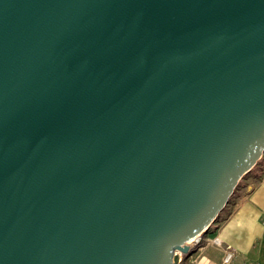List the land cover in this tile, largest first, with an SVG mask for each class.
Masks as SVG:
<instances>
[{
  "label": "water",
  "instance_id": "obj_1",
  "mask_svg": "<svg viewBox=\"0 0 264 264\" xmlns=\"http://www.w3.org/2000/svg\"><path fill=\"white\" fill-rule=\"evenodd\" d=\"M264 154V0H0V264H178Z\"/></svg>",
  "mask_w": 264,
  "mask_h": 264
},
{
  "label": "crops",
  "instance_id": "obj_2",
  "mask_svg": "<svg viewBox=\"0 0 264 264\" xmlns=\"http://www.w3.org/2000/svg\"><path fill=\"white\" fill-rule=\"evenodd\" d=\"M206 236L218 237L219 242L203 248L205 251L199 254L201 264H264V177L239 198L230 214ZM227 245L235 248V255L224 263Z\"/></svg>",
  "mask_w": 264,
  "mask_h": 264
},
{
  "label": "rangeland",
  "instance_id": "obj_3",
  "mask_svg": "<svg viewBox=\"0 0 264 264\" xmlns=\"http://www.w3.org/2000/svg\"><path fill=\"white\" fill-rule=\"evenodd\" d=\"M262 177H264V154L262 158L257 162V164L253 167V169L246 173L239 181L238 185L236 186L234 192L229 198L228 203L225 207L221 210L216 220L210 225V227L205 231V235L217 227L233 210L236 204L239 201V198L244 195L251 187H253ZM212 235V234H211ZM210 236V234L208 235ZM202 251H205L202 249ZM222 264V263H220Z\"/></svg>",
  "mask_w": 264,
  "mask_h": 264
},
{
  "label": "built area",
  "instance_id": "obj_4",
  "mask_svg": "<svg viewBox=\"0 0 264 264\" xmlns=\"http://www.w3.org/2000/svg\"><path fill=\"white\" fill-rule=\"evenodd\" d=\"M218 243V237L208 238L205 232L191 238L188 243H192L189 253H180L178 264H201L199 262V252L210 243ZM235 255V248L230 245L225 247L224 263H229Z\"/></svg>",
  "mask_w": 264,
  "mask_h": 264
},
{
  "label": "bare ground",
  "instance_id": "obj_5",
  "mask_svg": "<svg viewBox=\"0 0 264 264\" xmlns=\"http://www.w3.org/2000/svg\"><path fill=\"white\" fill-rule=\"evenodd\" d=\"M206 231H207V230H206ZM204 232H205V231H204ZM188 242H189V241H188ZM188 242H187V243H188Z\"/></svg>",
  "mask_w": 264,
  "mask_h": 264
}]
</instances>
